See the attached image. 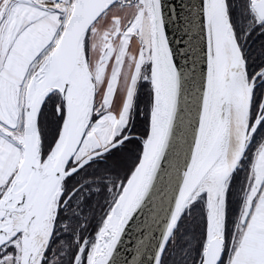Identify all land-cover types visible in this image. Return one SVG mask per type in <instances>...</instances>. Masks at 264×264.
I'll list each match as a JSON object with an SVG mask.
<instances>
[{
  "label": "snow or ice",
  "instance_id": "6c2138e0",
  "mask_svg": "<svg viewBox=\"0 0 264 264\" xmlns=\"http://www.w3.org/2000/svg\"><path fill=\"white\" fill-rule=\"evenodd\" d=\"M0 264H264V0H0Z\"/></svg>",
  "mask_w": 264,
  "mask_h": 264
}]
</instances>
